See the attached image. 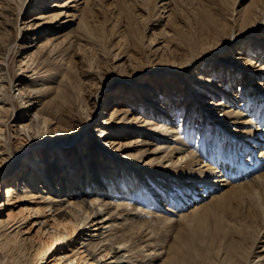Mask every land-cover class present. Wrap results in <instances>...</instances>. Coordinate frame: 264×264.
Here are the masks:
<instances>
[{
  "label": "bare ground",
  "instance_id": "1",
  "mask_svg": "<svg viewBox=\"0 0 264 264\" xmlns=\"http://www.w3.org/2000/svg\"><path fill=\"white\" fill-rule=\"evenodd\" d=\"M37 1L18 0L16 2L13 20L16 32L20 33L24 29L22 26L18 27L17 24L24 7L28 4L35 5ZM72 1L75 4L79 0H62L57 3V6L63 7ZM89 1L93 0H86L84 7L76 8V10H81L78 27L86 34H91L94 30V25L87 19L86 10H84V8L90 10L91 2ZM55 4L56 1L49 3L47 0L42 10L56 6ZM155 5L154 1L153 6ZM2 8L4 6L0 1V9ZM63 12L67 11L46 10L23 22L37 20L31 23L32 30L54 27L59 24V16L63 15ZM230 19H233V25H228L221 20L216 26H204L205 30L201 33L195 30L191 31L192 34L183 36L184 38L180 40L181 44L183 43L186 49H189L187 52H190V54L187 53V60L182 64L184 67L188 66L192 60L194 62L196 58L211 53L200 59L203 66H196L197 69L189 73H181V76L176 77V84L168 91L165 90V95L158 92L153 93L152 96H145L148 91L145 92V89L137 85L150 87L148 83L133 80L140 70L131 74H123L118 69L119 63L111 64L107 69V74L110 72L108 76L123 82L130 80L133 89L140 91L136 99L140 101L139 109H134L125 102L123 104L127 89L122 90L120 95H115L113 102L119 100L122 106L113 112L115 116L113 121L103 123L104 125L99 129L104 131L99 143L104 139L105 134L110 135L106 144L117 143V146L112 147L114 148L113 153L118 150L119 146L126 148L129 144V146L135 145L132 152H126L124 157L120 156L123 158V161H120L122 166H118L119 156L104 155V149L102 152L98 151L101 148L99 146L94 145L91 150L90 145L89 154H82L81 158L76 157L72 160L73 156L65 153L66 148L63 150L59 145L54 146L55 156H61L64 160L60 163L62 170H65L64 174L60 169L56 172L49 171L55 163L52 165L50 159L47 158L50 147H45L40 151L44 160L38 157V161L43 165V171L40 170L32 176L29 173L37 161L35 155L39 150L32 149L28 151V155H24L27 160L25 175L30 177L31 182L23 180L22 176L18 185L8 184L7 200L37 199V203L30 207L31 210L34 213L49 210L55 222L52 225L53 230L49 231V241H44V245L38 249L33 259L24 262L27 250L23 238L18 232H7L6 226L10 220H5L0 215V264H36L42 260L54 242L61 240H68L67 249L71 250L70 253L68 251L57 253L56 260L62 259L63 264L92 263L93 261L99 263L108 254L111 260L107 262L104 258L102 261L105 264H264V245L259 250L254 249L255 245L264 239V169H262L264 166L262 165L264 162V126L260 128V132L258 129V122L264 119V98L260 97V94L264 97V78L251 79L264 69V61L255 54L247 55L240 47L241 45L248 47V43H243L252 35L264 39V0H251L245 5L239 17ZM209 23L213 24L212 18ZM236 30L241 33H236ZM173 31L177 32L174 24ZM67 33L65 32L64 37L69 35H66ZM63 34L51 33L41 39L37 45L33 43L26 45L29 48L35 46V49L29 50L26 56L22 55L18 69L15 68V61L19 56L21 57V52L16 55L19 49L13 54L8 69L3 64V62H8L6 54L9 52V45L14 40H0V121H3V117L7 115L9 117L15 115L16 109L13 110L11 106V100L15 97L22 112L17 132L19 130L24 136L28 135L32 144L36 138L42 141L53 135V137H60L63 142L74 140L81 149V135L75 137L77 131L71 128L81 124L84 104H87L84 92L78 85L76 90H66L62 88L61 83L50 86L51 82L47 81L49 80L48 75L55 76L57 72L49 71L50 58L63 57L72 47L73 41L76 42L74 46L80 45L81 38L76 37L66 45L64 37L58 39ZM238 35L242 36L238 37ZM236 36L238 38L234 39ZM226 49L233 50L235 56L230 58L227 56L229 53L227 51L224 52L226 57L224 55L217 57L216 52H223ZM261 53L264 55V47ZM117 55V52L113 53V60H116ZM208 57L215 59L211 67L205 66L208 63L206 59ZM221 59L229 61H221ZM232 62L237 65V68H228ZM32 63L34 65L30 67ZM65 63L71 67L69 61ZM173 65L175 64H172V67ZM88 66L92 67L90 63ZM221 67L224 70L223 75ZM239 71H243L242 76H246V73L250 75L248 80L245 77L243 79L253 81V86L256 88L254 90H258L257 93L251 92L248 95V90L246 94L249 88L245 81L238 85L237 83L234 86L231 85V82L236 79L234 77L240 73ZM172 73L176 76V73ZM221 75L222 77L227 76L231 82L227 85L220 82ZM21 76L26 77V81ZM162 79L166 84L164 75ZM42 80L43 82L39 83ZM59 80L63 81V78ZM181 83L186 84V87L188 86L191 90L197 88L201 94L194 96L192 92L189 91V93L184 89L186 92L184 90L183 92L186 95L180 98L184 102L180 100L175 110L169 109L174 102V94L180 90L177 88ZM36 84L40 86L37 87ZM14 86L17 87V95L13 92L9 95V90ZM215 88L219 89L220 98L213 97L217 91ZM168 99H171L169 105H167ZM68 101L75 105L76 113L67 114L65 107ZM250 101V108L254 111L252 115L245 111ZM19 105H16V108ZM182 106L187 109L182 110L183 116L175 124L172 121L173 116ZM135 110L138 114H135ZM243 115L247 117L241 120L240 117ZM259 115L260 117L256 118ZM208 117L215 119V122L211 124V134L207 123ZM247 123L250 127L243 130L238 128L239 124ZM230 124V129L243 132L244 135L230 132ZM89 130L88 128L85 131L87 137H89ZM203 131L206 135L201 136ZM37 133L40 134L39 137ZM2 135L0 131V136ZM221 138L225 139V147L229 148L230 154L234 153L233 157L229 155L228 160L224 159L225 154L222 153L225 147L221 146L219 141ZM119 140L120 145H118ZM234 141L236 144L231 150L229 146ZM212 142H215L213 146ZM238 142L242 143V148L237 144ZM103 144H105L104 141ZM25 146H30V144L21 146L15 144V150L19 152ZM10 147L11 144L0 139V151H7V154L0 157V160H6L11 156ZM244 149L249 152L243 155ZM215 152H217L216 155H214ZM245 156H249L247 160L251 162L250 166L256 164L255 168H250L252 173L243 180H237L230 172V176L233 177L229 179L227 175L229 169L226 168L225 161H228L230 167L231 162L241 165V162H245ZM88 158H92L91 162L97 166L96 171L92 170L91 173ZM222 161L224 162L223 173L220 172L222 170L219 166ZM11 165L12 160L10 159L6 167L7 171L11 169ZM112 165L118 167L114 178L109 177V174H114L113 169L108 171ZM247 166L245 170L248 169ZM134 177L138 178L139 182L147 188L146 197L143 198L144 203L141 202V196L138 197V193L131 190L135 189ZM75 180L81 182L82 188L75 186ZM66 182L71 187L63 186ZM211 188H215L212 195L209 193ZM81 192L86 194L87 198ZM238 199L244 202L243 205L247 207V212L239 217L234 216L235 218L227 219L222 214L223 209L228 207L232 200ZM191 201L195 203L189 208ZM241 205L238 204V206ZM211 218L216 219L212 225L209 224ZM77 234L78 241L76 245H72ZM184 244L201 247L193 252L194 262H186L183 254ZM117 252L120 253L117 254ZM253 254L254 259L250 261V256Z\"/></svg>",
  "mask_w": 264,
  "mask_h": 264
},
{
  "label": "rangeland",
  "instance_id": "2",
  "mask_svg": "<svg viewBox=\"0 0 264 264\" xmlns=\"http://www.w3.org/2000/svg\"><path fill=\"white\" fill-rule=\"evenodd\" d=\"M0 1L4 6V8H2L3 10L0 9V37H1L0 40L2 39L3 40L9 39L10 41L14 40L11 43L12 46L9 45L10 49L9 52L6 54V59L8 60V62H3L6 69H8V67L10 66L12 61V56L17 49L19 50L16 52V55H18L20 52L22 53L21 57L19 56L18 60L15 61V68L17 67L18 69V66L20 65V60L22 59V55L26 56L28 55L29 50L35 49V46L29 48L26 45L30 43L37 45L41 39H43L45 36L47 37V35L51 33L53 34L64 33L62 36L58 37V39L60 40L65 36V32H68L66 35L68 34L69 35L67 37H64L65 38L64 42L66 43V45H68L69 41H73L72 39L75 37L77 39L81 38L80 45L78 46L77 44L74 46L76 42L73 41L72 47L64 54L63 57L50 58V61L48 63L50 69L49 71L51 72L57 71V72L55 76L48 75L47 78L49 79L47 81L51 82L49 83L50 86H52L53 84L56 85L57 83H61L62 88H65L66 90H76V86L78 85L81 87V89L84 92V96L87 100L86 101L87 104L86 105L84 104L85 108H84V114L82 112L83 118L81 124L77 126H73V128H71L77 131L75 137L81 135L80 137L81 149L78 148V145L76 144V142H74V140H71L70 142H63L60 140V137L58 138L53 137V135H50V137H47L42 141L40 138H36L34 139V143L32 144L31 143L32 140L28 135L24 136V134H21L19 130L17 132L18 123L22 119L21 117L22 112H21V106L19 105L15 97L11 100V104H12L11 106L13 110L16 109L15 115L11 117L7 115L3 117V121H0V126H2V130L0 131L3 133V135L0 136V139L5 141V143L11 144L9 150L11 156H9V158H7L6 160L3 161L0 160V215H2V217L5 218V220L8 219L10 220L9 224L6 226L7 227L6 231L10 233L18 232L19 236L23 238L27 250L26 259L24 262H26L27 260L29 262L31 259H33L36 256L35 254L37 251H39L38 249L39 248L41 249V246H43L45 242L49 241V231L53 230L52 225L54 224L55 221L49 210H44L42 213H34L31 210L30 207L34 206V204L37 203V199L13 198L10 201L7 200L6 189L8 184L14 183V186L18 185V183L22 179V176H23V180L26 179L29 183L31 182L29 181L30 177L28 175L27 176L25 175L26 174L25 165L27 164L26 162L27 160L25 159L24 155L26 154L28 155L29 150L31 151L32 149L39 150L38 153L35 155L37 161L35 165H33V167L31 168V171L29 173V175L31 174L32 176H34V173H37L40 170L43 171L42 170L43 165L41 164L40 161H38V157L40 160L42 158L44 160V156L42 157L40 151L43 150L45 147L47 148L50 147L49 151L47 152V158L50 159L52 165L55 163V166L54 165L51 166L52 168L49 171L52 170L53 172H56L58 169H60V171H62V173L64 174L63 171L65 170H62V168L60 167V163L64 162V160H62L61 156L59 157L55 156L56 152L54 146H59V145H60L59 147H61L63 150H65L66 148L65 153H69L71 154V156H73L72 160H75L76 157L81 158L82 154L83 155H85L86 153L89 154L90 145L92 147L91 150H93L94 145L99 146L101 148H99L98 151L102 152L104 149L103 151L104 155L113 154V156H119V159H117V162H119L118 166H122V163L120 161H123V158H120V156L124 157L126 152H132V150L135 149V145L129 146L130 145L129 144L128 145L129 148L126 147L128 149H126L125 146L122 147L119 146L118 150H116V152L113 153L114 148L112 147H115L114 145H116L117 143H113L111 145L106 144L108 143L109 140L107 138H110V135L107 134H105L104 139H102V141H100L99 143L98 142L99 139L102 137V135H104V131H101L99 129L102 128L101 126L104 125L103 123H111V121H113V118H115V116H113V112L116 111L118 107L122 106V102L123 104L125 102L126 105H129L134 109H139L140 101L138 102L136 99L138 98V94H139L138 92L140 91H138V89H133L130 80L123 82L122 80H117L114 79V77L112 76H108L110 72L107 74V69L111 66V64L119 63L118 69L123 74L126 73L131 74L136 70H140L134 76L133 80L135 79L136 82L137 80H140L141 83H148L150 87L148 86L145 87L144 85L143 86L137 85L139 88L145 89V92L148 91V94H145V96H150V95L152 96L153 93H158V92L159 93L161 92V94L163 95L164 93H166L165 90L168 91L169 89H171L170 87L176 84L175 82V79H177L176 77L181 76V73L184 72L189 73L190 71L197 69L195 68L196 66L197 67L199 65L203 66V62H200V59L202 57L210 55L211 53L209 52L208 54L196 58L194 62L192 60V62L188 66L184 67L182 64L187 60L188 57L187 53L190 54V52H187L189 49H186L184 44L183 43L181 44L180 40H182L184 37L188 36L189 34H192V32H194L195 30H198L197 33L203 32L205 30L204 26L207 27H211L212 25L216 26V24H219L221 20L222 22L228 23V25L229 24L233 25L232 23L233 19L230 18L239 17L241 12H243V8L245 7V5L247 3H250L251 0H93V1H89L91 2L90 10L84 8V10H86L87 19H89V21L94 25V30L91 31V34H86L78 27V21L81 15V10L78 9L76 10V8L79 7L80 9L81 7H84L85 6L84 1L86 0L77 1L75 3L77 4L76 6H74L75 5L73 4L74 1H72L69 2L68 5H65L63 7L57 6L58 5L57 3L62 0H48L49 3L56 1L55 4L56 6L49 7L48 9H44V10H42V7H44L45 1L47 0H38L35 5L28 4L27 6L24 7L22 14L19 15L18 18V23H17L18 27L22 26V28H24L23 30H21L20 33L16 32V29L13 25L14 6L16 2H18V0H12V1L0 0ZM30 1L33 0H25V2H30ZM154 1L156 4L155 6H153ZM46 10L47 11L55 10L56 12L58 11H67V12H63L65 15L63 14L59 16V24L55 25L54 27H47V28L44 27V28H37L36 30L35 29L32 30L33 26L30 25L32 22L37 20H32L30 22H23L24 20H28V18H31L36 14L43 13V11ZM211 18L213 20V24L209 23ZM173 24L174 26L176 25L177 32L173 31ZM28 26L30 27L26 29V27ZM235 32L238 33L239 31L236 30ZM78 33H80L81 35H79ZM242 35H238V37ZM238 37L236 36V38L234 39H237ZM263 37H264V32H263ZM246 43L249 44L248 47H245L244 45L240 46L246 52V54L247 55L255 54L257 57L262 59V61H264V55L261 53V50L264 47V39L252 35L243 44ZM102 50H104L105 52ZM107 51L108 53L106 54ZM227 51H229L227 56H229L230 58H233V56H235L233 50H228V49L224 50L223 52H216V55H218L217 57L220 58ZM114 52H117L118 54L117 57L115 58L116 60H113ZM195 56H197L196 53ZM224 56L226 57V55ZM206 59H208V63H206L205 65L207 67H211L215 62L214 57H208ZM222 60L229 61L226 59H221V61ZM66 61L67 63L69 61L70 63L69 66L71 67L67 66L68 64L65 63ZM89 63L92 66L91 68L88 66ZM172 64H175L173 65L174 67H172ZM33 65L34 63H32L30 67H32ZM231 67L237 68V65L233 64L232 62L228 68ZM142 69L143 71H141ZM221 70H222L221 73L223 75L224 70L222 67ZM172 72L176 73V76ZM242 72H240L236 77H234L236 79H234L233 82H231L230 79L227 78V76L222 77V75L219 77V81L225 85H227L228 82H231L232 86H234L236 83L238 85V83L245 81L247 87L249 88L247 89L246 94L248 93V90H249L248 95H250L251 92L257 93L258 90H254L255 87L253 86V81H246L245 79H243V77H245L248 80L250 78V75L246 73V76L245 75L242 76ZM163 75H164V80L167 81L166 84L163 83V79H162ZM21 78H24V81H26L27 79L24 76H21ZM61 78H63V81L59 80ZM261 78H264V69L261 70V73L256 74V76L251 79L255 80ZM40 82H43V80L39 81V83ZM222 83L220 84L222 85ZM35 86L38 87L40 86V84H36ZM16 88H17L16 86L12 87L9 90V95L12 92L15 95H17L18 90ZM194 88H196L195 84H194ZM125 89H127L128 92L126 94L124 101H122L121 103L119 102V100L117 102H113L114 96L120 95L121 91ZM177 89L180 90L174 94L175 96L174 102L171 105V107H169V109L170 108H173L174 110L176 109L179 101L180 100L183 101V99H180L181 96L185 97L186 95L185 92L187 90L188 92L189 91L192 92L194 96L201 94L200 93L201 91H199L197 88L191 90L188 88V86L186 87V84L183 85L182 83L178 85ZM215 89L217 91H215L213 97L220 98L221 93L219 89L218 88ZM183 90L185 92H183ZM5 96L7 95L5 94ZM260 97L264 98L262 94H260ZM115 99H117V97ZM206 99L207 98H205V100ZM70 102L71 101H68L65 107V111L67 112L68 115L77 112V110L75 109V105ZM170 102L171 99H168L167 105L171 104ZM263 104H264V100H263ZM16 105L19 106L16 108ZM250 106H251V101L247 103L245 107L246 109L245 111L248 114L252 115V112L254 111L252 110V108H250ZM178 109H179L178 112L176 111L175 115L173 116L174 120H172L175 122V124L178 123L181 116H183L182 110H186L187 107L184 108V106H182L181 109L180 108ZM134 112L135 114H138L137 110H135ZM86 114L88 115L86 116ZM246 117L247 115H243L240 117V119L243 120ZM257 117H260V115L256 116V118ZM263 120L264 119L258 122L259 132H260V128L264 126V123H262ZM213 122H215L214 118H209L207 122L209 125L210 134L212 128L211 124ZM256 122L257 120L255 121V123ZM195 124L196 123H194V125ZM230 126L231 124L229 125V129ZM51 127H53V125H51ZM247 127H250V124L247 123L245 125L244 124L238 125V128L242 130ZM88 128L90 129L88 132L89 137H87V134L85 133V131H87ZM230 130H231L230 132H232L233 134L244 135L243 132L240 131L236 132L232 129ZM30 133H32V131H30ZM36 135L38 137L40 136V134L38 133ZM98 135L101 136L98 137ZM193 135L195 136V134ZM202 135H206V132L203 131L201 136ZM137 136L138 135H136V137ZM103 141L105 142V144L102 145ZM219 141L221 142V146L225 147L226 145L225 139L221 138ZM259 142H261V140H259ZM120 143L121 141L119 140L118 145H120ZM15 144L20 146L30 144V146H25L23 149H21L18 152L15 150ZM214 144L215 142H212L211 145L213 146ZM235 144L236 141L231 143V146H229L231 150L232 148H234ZM237 144H239L240 146L242 145V143L239 142ZM31 151L29 152V157L31 155ZM6 152H7L6 150L0 151V157H4L7 154ZM222 153L225 154L226 157H228V154H230L229 148L228 147L223 148ZM246 153L247 150L244 149L243 155ZM216 154L217 152L214 153V155ZM10 159L12 160V165L10 167L11 169L7 171L6 167L8 166ZM59 159H61V161ZM91 159L88 158V162H89L88 167L90 173L96 171L97 168V166L91 162ZM245 162L249 164L247 167L251 165V162H249L246 159ZM263 164L264 163L262 162V165ZM221 165H223V161L222 164L220 163L219 165L222 170L220 172L223 173L224 171ZM117 168H118L117 165L116 166L112 165L109 167L108 171H111L110 169H113L114 171V174L112 175L109 174V177L114 178L116 176L115 172L118 171ZM262 169H264V166L262 167ZM233 173H234L233 175L235 174L239 175V177L235 176V179L237 180L239 179L243 180L244 177L246 176L244 172H240L241 173L240 174L233 170ZM108 179L109 178H107V180ZM75 184L77 188L79 189L82 188L81 182H79V180L77 181L75 180ZM63 186L71 187L69 186L68 182H66ZM133 186L135 187V189H131V190L134 191L135 193H138V197L140 195L142 198L141 202H143L144 200L143 198L146 197L147 188L145 187V185L139 182L138 178L136 177H134ZM214 189L212 188L209 189L210 195L214 193L213 192ZM81 194L84 195L82 192ZM84 197L87 198L86 194L84 195ZM236 202H240V203H236ZM241 202L242 201H240V199L236 201L232 200L228 204L229 206L227 205L228 207L223 209L222 211L223 216L227 217V219H232L234 216L239 217L242 214H245L247 212V207L245 208V204L243 205L244 202L242 203ZM193 203L195 202L192 201L190 202L189 208L192 207ZM238 204L240 205L242 204V205L238 206ZM137 210L139 211V209ZM214 220L216 219L211 218L209 224L212 225L214 223ZM60 228L62 229L61 226ZM156 233L161 234L159 232ZM168 233L169 231L167 232V234ZM77 241H78V234H77V238L75 237V239L73 240L72 245H76ZM67 243L68 240L66 241L61 240L58 242H54L51 249L44 255L42 260L38 261L36 264H63L62 259L56 260V258L58 257L57 253H61L63 251H68L70 253L71 250L67 249L68 248ZM263 245H264V239L262 241H259L255 245L254 247V249L256 248L255 251L262 248ZM199 249H201V247L199 246H195V245L189 246L187 244L183 245V254L185 256L187 263L195 261L193 252H196ZM118 253L120 252H117V254ZM108 257L109 254L106 256V258L104 257L107 262L111 260ZM104 258H102L101 262L99 263L93 261L92 263L82 262L81 264H105L102 261L104 260ZM252 259H254V254L250 256V261Z\"/></svg>",
  "mask_w": 264,
  "mask_h": 264
}]
</instances>
